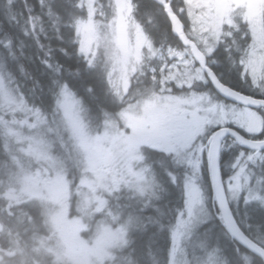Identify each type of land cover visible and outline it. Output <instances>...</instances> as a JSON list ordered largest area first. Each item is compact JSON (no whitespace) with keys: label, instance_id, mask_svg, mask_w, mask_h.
I'll return each mask as SVG.
<instances>
[{"label":"snow or ice","instance_id":"1","mask_svg":"<svg viewBox=\"0 0 264 264\" xmlns=\"http://www.w3.org/2000/svg\"><path fill=\"white\" fill-rule=\"evenodd\" d=\"M89 257L264 264V0H0V264Z\"/></svg>","mask_w":264,"mask_h":264},{"label":"clouds","instance_id":"2","mask_svg":"<svg viewBox=\"0 0 264 264\" xmlns=\"http://www.w3.org/2000/svg\"><path fill=\"white\" fill-rule=\"evenodd\" d=\"M88 264H96L95 258L94 257H89Z\"/></svg>","mask_w":264,"mask_h":264}]
</instances>
